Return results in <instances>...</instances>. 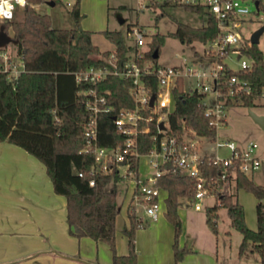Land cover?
<instances>
[{
	"label": "trees",
	"instance_id": "16d2710c",
	"mask_svg": "<svg viewBox=\"0 0 264 264\" xmlns=\"http://www.w3.org/2000/svg\"><path fill=\"white\" fill-rule=\"evenodd\" d=\"M42 1L26 0L22 7V19L13 18L3 22L4 27L12 32L22 68L16 76L10 77L7 72L0 70V140L5 139L21 146L44 163L54 191L66 198V219L71 234L107 242L113 252L112 264H137L134 236L140 220L132 199L127 205L129 224L122 227V232L127 236V253L117 254L115 251V218L119 209L116 182L122 176L118 175L116 169L90 174L93 154L79 151L85 145L83 128L88 117L84 107L85 96L80 91L92 86L99 94L105 95L112 110L97 115L98 144L121 147L125 136L116 129L112 114L121 108L134 106L131 82L114 74L107 75L95 84H78L74 79L76 71L106 63L111 53L116 56L118 64L124 62L131 46L119 30L103 29L101 32L113 43L114 49L101 51L91 39L92 31L81 26L83 14L80 12V0H74L68 10L73 26L53 27L50 15L35 7ZM254 1L259 10L262 0ZM163 5H181L206 15V22L201 26L176 21V27L170 35L186 43H205L216 37V20L202 6L171 2L153 4ZM165 38L166 34L152 33L148 40L149 50L145 51L144 58L154 60L152 52L156 49L159 54ZM240 51L248 58L249 66L233 69L224 62L217 87L226 92L229 78L236 76L244 81V88L238 90L235 96L227 97L226 104L252 107L255 100L264 95V53L257 43H248L245 39L241 41ZM197 53L194 51L195 55ZM149 84L151 90L155 91L156 78H151ZM203 95L185 90L183 79H178L173 89L175 106L167 113L166 135L175 136L179 141L183 140L188 131L215 137L217 129L205 114ZM156 130L154 119L150 121L149 132L137 136L135 147L139 154L147 153L163 135L162 132L157 133V139H153ZM138 164L139 157L131 155L126 176L130 171L137 174ZM200 168L205 174L217 173V168L210 164L207 156ZM92 177L94 183L91 185L89 179ZM111 182L112 185L107 187ZM232 182L236 189H245L257 199V228L251 229L246 224L243 205L238 199L231 193L219 190L215 192L217 202L206 208V222L216 232L212 213L219 206L226 207L231 226L242 235L239 252L249 246L258 253L261 264H264V185L256 183L247 173L238 169L232 176ZM157 183L167 192L164 214L174 226L172 247L174 261L177 262L191 251L178 244L182 228L177 208L179 198L191 193L193 179L184 173L164 172L157 178Z\"/></svg>",
	"mask_w": 264,
	"mask_h": 264
},
{
	"label": "built area",
	"instance_id": "2783aa9c",
	"mask_svg": "<svg viewBox=\"0 0 264 264\" xmlns=\"http://www.w3.org/2000/svg\"><path fill=\"white\" fill-rule=\"evenodd\" d=\"M249 1L254 0H148L150 5L156 2H171L177 4H188L202 6L216 20L218 31L215 38L204 44L203 53L195 56L192 63L183 65L162 66L153 59L144 58L145 51L149 50L146 30L139 25H132L128 28L127 35L132 39L131 50L124 62L118 64L116 56L111 53L102 65H90L85 69L74 73L75 82L95 84L109 74L117 75L130 80V92L133 95L134 106L132 108H121L117 113L112 114L116 129L125 136L121 147L104 146L98 144V123L99 112H111L112 107L106 101L103 94H99L96 88L89 86L80 92L84 94V107L88 117L83 128L85 145L79 151L91 152L93 154V166L90 174L97 172H109L116 169L118 175H126L131 155L139 157L137 174L129 172V184L131 185V198L134 205H141L144 212L151 218L156 219L161 213L160 187L157 178L164 172L184 173L193 179V189L186 197L184 204L201 210L204 199L214 196L222 182L231 180L236 169L249 173L257 170L264 164V155L256 154L257 144L248 141L241 146L236 142L226 139L215 140L216 146H225L229 149L228 156L200 155L197 152L198 143L188 140L184 134L183 140L179 141L175 136L165 134L168 123L167 113L175 106L173 89L177 86L178 79H183V88L205 94L212 91L215 94L214 105H205V114L210 117V123L216 126L225 120L226 98L233 97L238 90L244 88V81L236 76L228 80L226 92L217 87L219 78L224 69L225 58L230 52L236 54L239 60V67L249 66L248 58L240 51L241 41L244 39L238 30L242 16L250 11ZM12 4V18L16 12V6H20L16 0H9ZM70 1L67 0V3ZM140 6L146 4L138 0ZM7 18L0 21L11 20ZM251 43L250 41H247ZM16 55V53H14ZM0 70L7 72V76H16L22 68L18 63L8 59L6 53L0 50ZM1 59V58H0ZM206 61L209 66L204 65ZM156 78V90L150 87L151 78ZM195 82L192 83L191 79ZM220 83V82H219ZM247 90V89H246ZM153 97L152 103L150 99ZM155 119L157 132L153 139H157V133H163L158 142L145 154H139L136 150V140L140 133H147L150 130V121ZM160 122L163 126L160 127ZM216 136V135H215ZM207 156L210 164L215 165L217 173L205 174L200 164ZM143 157L146 163V170L141 168L140 158ZM125 162L123 163V161ZM119 166H125L123 173H120ZM81 174V173H79ZM94 183V178L89 179V184Z\"/></svg>",
	"mask_w": 264,
	"mask_h": 264
},
{
	"label": "crops",
	"instance_id": "0c3cea01",
	"mask_svg": "<svg viewBox=\"0 0 264 264\" xmlns=\"http://www.w3.org/2000/svg\"><path fill=\"white\" fill-rule=\"evenodd\" d=\"M255 152L258 155L259 152ZM141 168L146 170L145 159L141 161ZM129 183V193L126 190L127 198L122 200L121 197L122 204L115 218L117 254L127 253V236L122 227L129 224ZM219 191L231 193L238 199L243 205L246 224L256 229L255 196L250 197L245 189H236L231 180L222 182ZM166 194L161 188V213L156 219H151L143 208L139 212L137 206H142L135 205L140 220L134 236L137 264H261L258 253L249 246L239 252L241 238H232L229 229L219 235L217 211L222 206L212 213L216 232L208 226L206 208L217 202L215 195L204 199L205 218L200 210L184 204L186 198H179L177 211L182 230L178 244L191 251L175 262L174 226L164 214ZM66 213V198L54 191L44 163L21 146L0 140V264H112L110 245L89 236L71 234Z\"/></svg>",
	"mask_w": 264,
	"mask_h": 264
},
{
	"label": "rangeland",
	"instance_id": "374dc122",
	"mask_svg": "<svg viewBox=\"0 0 264 264\" xmlns=\"http://www.w3.org/2000/svg\"><path fill=\"white\" fill-rule=\"evenodd\" d=\"M54 1V4L50 2ZM43 0L35 5L40 12L48 13L51 17V25L53 27H71L73 22L70 18L68 10L70 9L74 0ZM146 4L142 7L138 0H80V10L84 15L81 19V25L87 27L92 31L91 39L99 49L113 50L114 45L101 32L102 29L119 30L125 37L127 43L131 44L132 39L127 35L128 28L132 25H139L146 30V37L149 38L152 33L159 32L166 34L165 42L161 46L158 56L153 60L155 63L168 65H183V63H192L195 61V56H200L204 50V44L199 41L186 43L180 41L177 37L170 35L176 27V21H182L193 26H201L206 22V15L200 14L184 8L181 5H163L153 6L148 3V0H140ZM250 11L242 16L241 24L238 27L239 32L243 38L250 41V35L264 26V0L261 2V8L257 10L253 1H249ZM23 8L16 6L15 19L23 18ZM162 12V14H160ZM159 13V15H157ZM119 18L124 19L122 22ZM4 21H0V31H4L10 38V41L1 45L0 50H3L8 56V59L13 63H18V68H21L20 57L14 53L15 45L12 39L11 30H7ZM104 22V23H102ZM102 23V24H101ZM102 25L103 28L100 26ZM89 27V28H88ZM257 45L264 53V29L259 34ZM197 51V55L194 54ZM0 61L3 57H0ZM225 62L233 69L239 68V60L236 54L230 52L225 58ZM204 65L209 64L204 61ZM191 82L195 80L192 78ZM203 100L208 105H214L215 94L212 91L206 92L203 95ZM225 120L217 125L216 136H204L189 132L185 134L188 140H194L198 143L197 152L200 155H214L228 156L230 151L225 146H216L215 140L223 141L226 139L232 140L239 145H245L248 141H253L257 144L259 156L264 153V126L256 122L250 114L253 111L255 114L264 116V95L255 100L252 107H246L237 103L226 106ZM165 122L167 120L165 119ZM143 157L140 158V161ZM125 166H119L120 173H123ZM248 175L256 181L264 182V164H261L257 170L249 172ZM129 180V175H123L120 180L116 182L117 186V204L120 207L122 200L127 198L126 190ZM112 182L107 185L111 186ZM129 190V188H128ZM127 190V194L129 191ZM249 196L253 198L252 193L248 192ZM126 195V196H125ZM125 198H124V197ZM122 197V200H121ZM184 200L186 197L181 196ZM180 197V198H181ZM212 198L209 199L211 201ZM140 212L142 207L137 206ZM218 229L219 235L229 229L232 232V238L235 236L242 237L241 233L230 225V218L228 209L219 207L218 209ZM201 215L205 218V207L200 210Z\"/></svg>",
	"mask_w": 264,
	"mask_h": 264
},
{
	"label": "water",
	"instance_id": "95a60500",
	"mask_svg": "<svg viewBox=\"0 0 264 264\" xmlns=\"http://www.w3.org/2000/svg\"><path fill=\"white\" fill-rule=\"evenodd\" d=\"M51 4H54V1L50 2ZM255 5H257V2H255ZM124 19L119 18V21L122 22ZM264 29V26H261L260 28H258L257 30H255L251 35H250V42L251 43H257L258 42V38H259V34L261 33V31ZM10 38L6 35V33L4 31H0V46L9 42ZM158 56L157 50L155 49L152 52V57L156 58ZM153 97H151L150 99V104L152 103ZM251 116L253 117V119L258 122L261 126H264V116L263 115H258L255 114L253 111H250ZM163 126V123L160 122V127ZM125 162V160L123 161V163Z\"/></svg>",
	"mask_w": 264,
	"mask_h": 264
},
{
	"label": "clouds",
	"instance_id": "9594fccd",
	"mask_svg": "<svg viewBox=\"0 0 264 264\" xmlns=\"http://www.w3.org/2000/svg\"><path fill=\"white\" fill-rule=\"evenodd\" d=\"M16 2L23 7L26 3V0H16ZM12 4L9 2V0H0V19L12 18Z\"/></svg>",
	"mask_w": 264,
	"mask_h": 264
}]
</instances>
